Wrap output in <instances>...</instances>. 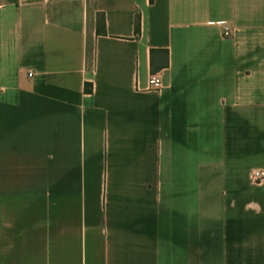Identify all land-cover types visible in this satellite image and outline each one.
<instances>
[{
    "label": "crops",
    "instance_id": "crops-1",
    "mask_svg": "<svg viewBox=\"0 0 264 264\" xmlns=\"http://www.w3.org/2000/svg\"><path fill=\"white\" fill-rule=\"evenodd\" d=\"M256 171L264 0H0V264H264Z\"/></svg>",
    "mask_w": 264,
    "mask_h": 264
},
{
    "label": "built area",
    "instance_id": "built-area-1",
    "mask_svg": "<svg viewBox=\"0 0 264 264\" xmlns=\"http://www.w3.org/2000/svg\"><path fill=\"white\" fill-rule=\"evenodd\" d=\"M221 25L224 26V36L225 37H230L231 36V28L228 26V23L222 22L220 23ZM149 85L150 88L155 89V90H161L164 86L162 78L159 76H152L149 80ZM254 179L257 182H261L264 180V172L263 171H256L254 173Z\"/></svg>",
    "mask_w": 264,
    "mask_h": 264
},
{
    "label": "trees",
    "instance_id": "trees-1",
    "mask_svg": "<svg viewBox=\"0 0 264 264\" xmlns=\"http://www.w3.org/2000/svg\"><path fill=\"white\" fill-rule=\"evenodd\" d=\"M98 26H99L100 32H103V33L106 32L105 31V21L101 18V16L99 17ZM140 29H141V27H140V19L138 18L137 22H136V32H137V34L140 33Z\"/></svg>",
    "mask_w": 264,
    "mask_h": 264
}]
</instances>
